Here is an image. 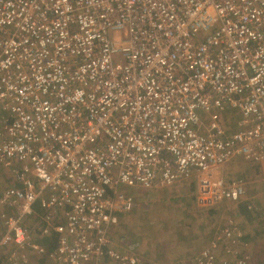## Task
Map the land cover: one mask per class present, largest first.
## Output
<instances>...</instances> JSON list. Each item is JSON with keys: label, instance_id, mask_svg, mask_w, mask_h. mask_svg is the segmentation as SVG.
<instances>
[{"label": "built area", "instance_id": "2783aa9c", "mask_svg": "<svg viewBox=\"0 0 264 264\" xmlns=\"http://www.w3.org/2000/svg\"><path fill=\"white\" fill-rule=\"evenodd\" d=\"M263 153L264 0H0L9 264H144L110 236L127 189L195 175L199 205L238 202L243 179L215 172ZM233 232L182 264H252Z\"/></svg>", "mask_w": 264, "mask_h": 264}, {"label": "rangeland", "instance_id": "374dc122", "mask_svg": "<svg viewBox=\"0 0 264 264\" xmlns=\"http://www.w3.org/2000/svg\"><path fill=\"white\" fill-rule=\"evenodd\" d=\"M260 156L235 158L215 172V177L224 180L243 179L246 192L238 202L223 201L212 207L199 205L195 175L154 190L127 189L136 205L132 211L117 217L111 238L123 249L135 245L144 264H182L195 257L230 224L235 240L230 245L232 251L249 253L252 264H264V153ZM4 170L0 164V192L11 184V173ZM26 224L32 228L29 220ZM36 237L30 233L32 242ZM6 252L0 249V264H9ZM21 254L23 257L17 264H31V259H35L30 250ZM40 263L49 264L46 259H40Z\"/></svg>", "mask_w": 264, "mask_h": 264}, {"label": "trees", "instance_id": "16d2710c", "mask_svg": "<svg viewBox=\"0 0 264 264\" xmlns=\"http://www.w3.org/2000/svg\"><path fill=\"white\" fill-rule=\"evenodd\" d=\"M36 235H37V237H36L35 242H37L39 244H42V245L51 244L52 246H54V242H55L54 236L53 237H51V235L50 236H45V235H43L41 233H36Z\"/></svg>", "mask_w": 264, "mask_h": 264}, {"label": "crops", "instance_id": "0c3cea01", "mask_svg": "<svg viewBox=\"0 0 264 264\" xmlns=\"http://www.w3.org/2000/svg\"><path fill=\"white\" fill-rule=\"evenodd\" d=\"M1 167H3L5 170L9 171V169L7 167L3 166L2 164H1ZM5 170L3 172H5ZM10 173H11V171H10ZM10 178H11V184H12L13 183V177L11 174H10Z\"/></svg>", "mask_w": 264, "mask_h": 264}]
</instances>
